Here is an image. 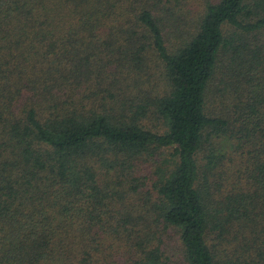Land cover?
<instances>
[{
    "label": "trees",
    "instance_id": "16d2710c",
    "mask_svg": "<svg viewBox=\"0 0 264 264\" xmlns=\"http://www.w3.org/2000/svg\"><path fill=\"white\" fill-rule=\"evenodd\" d=\"M0 264H264V0H0Z\"/></svg>",
    "mask_w": 264,
    "mask_h": 264
},
{
    "label": "rangeland",
    "instance_id": "374dc122",
    "mask_svg": "<svg viewBox=\"0 0 264 264\" xmlns=\"http://www.w3.org/2000/svg\"><path fill=\"white\" fill-rule=\"evenodd\" d=\"M191 3V2H190ZM198 4H197V2H192L191 3V6H192V8L194 9V7L195 6H197ZM140 163H141V165H140V167H143V171H141L142 172V174L143 173H147L148 175H149V173H150V171L154 168V165H152V164H148V163H146V162H144V163H142V160L140 161ZM169 233V232H168ZM170 233H172V232H170ZM174 258V257H173ZM173 258H172V260H173Z\"/></svg>",
    "mask_w": 264,
    "mask_h": 264
}]
</instances>
